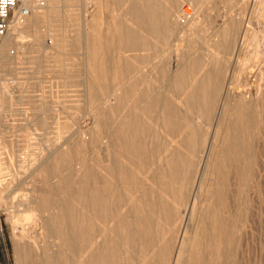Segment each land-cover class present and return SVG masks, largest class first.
I'll return each instance as SVG.
<instances>
[{"label": "bare ground", "instance_id": "bare-ground-1", "mask_svg": "<svg viewBox=\"0 0 264 264\" xmlns=\"http://www.w3.org/2000/svg\"><path fill=\"white\" fill-rule=\"evenodd\" d=\"M166 1H172L173 6L167 8L147 4L142 10L148 12L131 11L124 15L117 14L110 24L104 22L99 26L98 16L90 15L86 6H79L76 12L57 11L61 5L64 7V4L73 3V0H46L44 20L34 15L38 7L33 5L31 0H27L29 14L21 22H11L9 28L13 23L14 34L9 36L8 28L0 39V59H4L6 49L18 41L20 27L28 18L26 28L32 32L38 33L41 24L45 26L42 38L48 36L50 42H45L47 49L43 52L45 54H42L46 55L48 50L50 55H54L59 52L58 48L66 43L64 33L72 31V24V28H80L79 33L75 31L79 34L75 37V42L80 44L82 50L79 57L90 66L94 77L91 84L90 80L85 81L88 87L85 95L93 103L95 101V105L100 103L102 94L115 91L112 86L114 82L134 75L136 65H151L152 62V72H155L153 81L157 84V89L151 88L147 79L146 87L143 88L137 80L127 86H118L117 91H122L121 96L117 98L114 106L109 107L108 113L100 110L96 111V116L88 113L92 117L87 115L83 126L65 129L66 134L64 133L65 136L58 145L43 154L38 153L34 159L28 160L25 154L16 153L10 157L6 171L30 162L32 167L26 180L35 175L40 177L33 186L35 196L22 204L23 208L38 213V230L35 228L33 235L21 231L17 234L34 248L36 260L41 264H121L123 259H118V254H115L116 251L119 252L120 244H125L128 253L122 264H184L187 257L186 264H222L223 259L231 263L237 259L230 247L237 227L233 224V214L229 212L231 201L234 199L229 179L232 172L236 177L244 174L240 170L241 166L251 156L249 139L256 127V108L260 102L258 100L263 98L264 88L253 83L252 70L247 65L250 59L237 65V71L235 66L222 86L214 80L215 71L209 68L210 64L204 62L200 56L195 57V54L187 53V50H191L188 29L185 28L183 35L180 30L183 26L181 22L189 15L190 4L203 0ZM183 2L187 4H182ZM246 3L254 8L257 5L256 0H246ZM259 6L264 7V0ZM169 12L176 16L177 21L170 20ZM240 36L242 37V34ZM168 42L170 61L174 60L175 63L171 68H167L160 52V46ZM238 56L237 60H234L236 64ZM247 68L250 69L242 77L243 88H234V75ZM194 72H198L201 77H195ZM1 86L4 88L7 85L1 83ZM208 87L212 89L207 96L205 89ZM167 90L171 92L172 98H178V93L183 95L184 102H181L188 107L186 112L178 110L179 101L176 104L175 98L172 101L166 98ZM200 96L208 99L207 102L203 101L202 106H198L197 100ZM126 98L131 99L129 108L160 115L162 128L170 137L169 141L166 138L168 143L161 141L156 145L146 144L149 130L134 112L126 114L117 123L113 122L114 111L126 105ZM213 104L216 109L212 107ZM193 116L203 120L205 131H202V127L195 126ZM219 131H222L220 136ZM83 146H92L98 152V161L101 163L99 172L87 165L86 158H75L76 148ZM215 147L217 153L212 156L211 151ZM42 148L44 149L43 145ZM180 149H184V153ZM197 153L203 163L200 164L202 166L199 174H196V181H192V158ZM123 161L130 165L137 164L143 172L144 184H141L140 189L137 177L135 178L134 173ZM116 180L122 181L133 195L124 213L117 208V203L122 202V199ZM24 182L19 181L18 187ZM166 185L170 186L169 203L168 199L166 202L163 198V195L167 194L164 189ZM73 202L79 209L74 211L71 207ZM204 204L205 207L201 209ZM12 208L17 206L13 205ZM49 211L53 212L46 215ZM13 217L16 218L17 214ZM195 218L197 224L194 226V232H191L190 223ZM94 220H100L105 225L110 221L108 230L101 233L105 235L104 239L100 234L95 238L98 229L95 227L97 221L94 223ZM156 220L164 221V225L178 224L184 228L178 249L176 246L177 250L173 252L175 255H172L174 263L171 258L168 260L172 246L169 237H166L167 233L162 230L157 233L151 231L152 223ZM159 224L161 223L157 225ZM100 227L102 226L99 225L98 228ZM46 236L53 237L57 242L44 240ZM100 246L105 247V255H102ZM65 251H70L71 261L66 262L62 254Z\"/></svg>", "mask_w": 264, "mask_h": 264}, {"label": "rangeland", "instance_id": "rangeland-1", "mask_svg": "<svg viewBox=\"0 0 264 264\" xmlns=\"http://www.w3.org/2000/svg\"><path fill=\"white\" fill-rule=\"evenodd\" d=\"M261 2L262 0H256L257 5H255V8L253 5L247 4L246 0H203L198 3L193 2L190 4L189 15L181 22V25H183L182 27L180 25L182 28L180 29L182 30V35L183 31L186 30L185 28H187L190 33L191 50H187V53L189 55L195 54V57L200 56L203 58L204 62L209 63V68L215 71L214 80L218 81L221 86L223 85V82L226 81V78L230 76L229 74L233 71L235 66L237 71V65L246 63V61L250 59L247 65L251 69L247 68L241 70L240 72L238 71L232 79L233 87L236 89L243 88L242 77H244L246 72L250 69L253 74V83L256 85L259 84L262 88H264V7L259 6ZM31 3L33 5H37L38 7V9L35 10L34 15L38 16L39 19L44 20L46 13V0H31ZM147 4L157 7L165 6L167 8H171L173 6L172 1L166 0H150L149 2L141 0H73V3H69L68 5L64 4V7L61 5L57 11L76 12L79 6H86L90 15L96 14L98 16V24L99 26H102L104 22H108L107 24H110L114 16L117 14L124 15L131 11L135 13H144L146 10H142V8L146 7ZM182 4L187 3L183 2ZM101 16L103 18H101ZM169 16L170 20L177 21L176 16L172 12H169ZM91 18L92 17H90V19ZM104 19L109 21H105ZM101 21L102 23H100ZM27 23L28 18L25 19L20 27V38H17L18 41L16 43L14 42V45H11L6 49V52L4 53V57L6 59H0V89L5 90V92L4 90H0V264H41V262L36 260V251L34 248L28 244V241L21 239L17 234L18 231H21L22 233L33 235L36 226L39 225V218L37 216L38 213H34L33 211H30V209L23 208L22 204L35 196V193L33 192L35 187L33 186L39 181L40 177L35 175L33 178L28 179V181L26 180L29 170L32 167L30 162L25 164V166H20L17 169L6 171V167L9 165L10 157L16 153L17 155L25 154L28 160L34 159L40 153L43 154L47 150H51L54 146L58 145L64 138L67 129L76 128L77 125L83 126V124L87 121L86 118H88V116L92 117L91 115H88V113H92L94 116L97 115L96 111L98 110L108 113L109 107L114 106L117 98L121 96L122 91H117L118 86H127L132 81L137 80L139 81L140 87L143 88L146 87L145 81L149 80V86L157 89V84H154L155 82L153 81L155 75V72H152L153 63L151 62V65L139 64L135 67L134 75L129 76L124 80L114 82L112 86L115 91L112 93L102 94L99 99L100 103L95 105V101L93 103V101L86 96V89L88 88L86 87V82L90 80V84L92 83L94 78L92 75L93 72L91 71L90 66L87 65L85 61L83 62L81 56L79 57L82 50H80V44L75 42V37L79 35L75 31H78L79 33L80 28L78 30L76 28H72L74 25L72 24V31L64 33L66 43L58 48L59 52L57 54L50 55L47 50L48 54L46 53V55H43L45 54L43 53L45 52L44 50L47 49L45 42L47 41V44L50 42V38L48 36H45L44 39L42 38L45 26L41 24L39 26L40 30H38V33H35L32 32L31 29L29 30L26 28ZM240 28L242 32L240 31ZM8 31L9 36L14 34L13 23ZM240 34H242V37ZM236 45H238L239 48H242L239 50ZM240 45L243 46L240 47ZM18 46H21L23 50H18L19 52L16 54L13 49ZM160 47V52L164 56L163 59L165 65L167 68H171V66L175 63L174 60L170 61L169 42L161 45ZM11 50H13V52H11ZM239 51L241 57L240 55L238 56ZM237 56L238 63L236 64L235 61L237 60ZM17 57L18 60H16ZM230 67L231 69H229ZM194 76H198L199 78L201 77L198 72H194ZM1 83H5L7 86L3 88ZM211 89L212 88L209 89V87L205 89L207 96ZM263 94V98L258 100L260 102H258L259 105H257L256 108L257 113L254 119L256 127L252 130L251 138L249 139L251 156L240 169L244 174L240 177H236L234 172H232V176H230L229 179V184L232 185H229L230 191L234 195L233 198L236 199L231 201L230 206L232 207L229 209V212L233 214V224L235 223L234 226L235 228L237 227L232 236L234 241H232L230 247L238 260L235 257L236 260L231 263L228 260H226V262L223 259L222 264H264ZM165 95L170 101L175 98L174 101L176 104L178 101L180 102H178L177 108L178 110L180 109L182 113L187 111L188 107H185L182 103L184 102L183 95L178 93V98H172V94L169 90L165 91ZM207 100V97L205 99V97L200 96L197 100L199 102L198 106H202L203 101L207 102ZM125 101L126 105L124 107L120 109L116 108L118 110L114 111V123L122 120L126 114L134 112L140 118L144 127L149 130V135L145 140L146 144L156 145L161 141L168 143L170 137L162 128L161 118L158 113L144 112L141 109H131L129 108L131 99L126 98ZM212 107L216 109L215 104H213ZM181 108L184 109V111ZM192 119L197 128L202 127V131H205L204 122L200 117L193 116ZM221 133L222 131H219L218 136H220ZM42 145L44 146V149L42 148ZM39 148L42 149L40 150ZM180 150L183 151L184 149ZM76 152L75 158H77V160L78 158L79 160L86 158L85 160L89 167L93 168L95 171L100 170V162L98 161L100 156L94 147H77ZM108 153H110V149L108 150ZM182 153H184V151ZM211 153L212 156L217 153L216 147L213 148ZM197 155L199 158H197ZM200 159L199 153L192 158V181L198 177L196 174H199L200 172V166H202L200 164L203 163V159ZM123 163L127 165L126 167L130 169L132 173H134L135 178L137 177L136 181L138 182L137 185H139L140 189L141 184H144L143 172L137 164L130 165L126 161H123ZM76 178L77 177H74V179ZM210 178L212 179V175H210ZM19 181H25L26 183L24 182L18 187ZM116 182L119 184L118 190L121 192L120 196L122 199V202L119 201V203H117V208L120 212L124 213L127 211L131 196H133L132 191L129 190L128 187L122 183V181L116 180ZM164 189L167 194H164L163 198L166 202L168 199L169 203L170 197L168 195V190L170 189V186L166 185ZM13 205H16L17 208L13 209ZM71 207L74 211L79 209L75 202L71 203ZM204 207L205 204L201 205V209ZM52 212L49 211V213L45 214L48 215ZM75 213L77 212H74V214ZM15 214H17L16 218L13 217ZM94 223L97 224H95V227L98 229V234L95 235V238L100 234V236L104 239L105 235H101V233L103 234L106 229L108 230L111 224L110 221L107 225L103 224L100 220H94ZM98 223L102 226L100 227L101 229L98 228ZM158 223L161 224L157 225ZM196 224L195 218L194 221L192 220L190 223L191 232H194V226H196ZM36 230L38 229L36 228ZM99 230L101 232H99ZM161 230L167 233L166 237H169L168 239L171 241L172 247L169 249L168 260L171 258L170 260L174 263L172 255H175L173 252H176L178 249L184 228L178 224L172 226L164 225V221H154L152 223L151 231L157 233V231L159 232ZM16 237L18 239H16ZM52 238L46 236L44 240L47 239L49 241L50 239V241H52L54 240V238ZM101 241L102 239L99 241V244ZM120 245L118 250L120 249L119 252L124 255L118 251H116L118 253L115 252V254H118V259H123V262L120 261L122 264L125 261L124 259L127 258L128 253L126 251L125 244ZM123 245L125 247H123ZM176 246L177 249L175 250ZM100 248L101 252H103L102 255H105L103 251L105 247L102 248L100 246ZM62 254L65 257L66 262L71 261V258L69 257L71 256L70 251L62 252ZM119 254H121V257ZM186 260H188V257L185 258L184 264L188 262Z\"/></svg>", "mask_w": 264, "mask_h": 264}, {"label": "built area", "instance_id": "built-area-1", "mask_svg": "<svg viewBox=\"0 0 264 264\" xmlns=\"http://www.w3.org/2000/svg\"><path fill=\"white\" fill-rule=\"evenodd\" d=\"M26 2L27 0H0V39L9 28L11 22H21L29 14L30 8ZM182 13L185 14L183 9ZM13 50L14 52H19L23 48L18 46Z\"/></svg>", "mask_w": 264, "mask_h": 264}]
</instances>
